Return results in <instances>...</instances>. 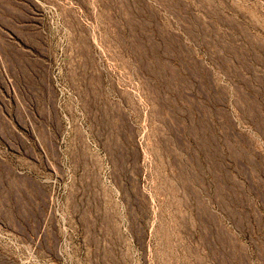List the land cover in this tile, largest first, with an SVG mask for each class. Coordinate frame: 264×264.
<instances>
[{"label":"rangeland","instance_id":"374dc122","mask_svg":"<svg viewBox=\"0 0 264 264\" xmlns=\"http://www.w3.org/2000/svg\"><path fill=\"white\" fill-rule=\"evenodd\" d=\"M0 264H264V0H0Z\"/></svg>","mask_w":264,"mask_h":264}]
</instances>
